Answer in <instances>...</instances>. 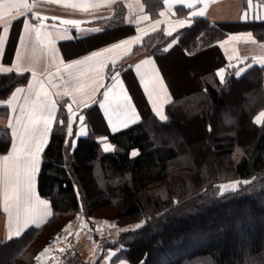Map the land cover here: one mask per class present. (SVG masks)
<instances>
[{
    "label": "trees",
    "instance_id": "trees-1",
    "mask_svg": "<svg viewBox=\"0 0 264 264\" xmlns=\"http://www.w3.org/2000/svg\"><path fill=\"white\" fill-rule=\"evenodd\" d=\"M256 1L264 5V0ZM142 3L152 19L160 16L161 0ZM124 14L125 7L115 3L113 15L100 23H118ZM236 28L234 23L195 17L192 25L171 36L161 28L147 33L117 64L136 53L163 55L175 38L188 53L216 56L217 42ZM243 28L257 41H264V20ZM179 54L191 63V73L202 71L194 64L200 55ZM249 61L226 65L223 83L213 69L202 74L197 91L166 105L165 120L149 115L108 134L106 140L114 149L110 152L103 150L98 134L92 131L73 144V137L67 136L66 111L60 106L37 180L39 194L50 202L51 216L39 227L0 241V264H33L39 251L79 210L89 222L92 218L115 219L121 224L130 217L143 219L139 227L122 229L112 240L102 242L117 250L111 264L120 259L129 264H264V122L255 119L264 109V64H251L235 75ZM27 78V73L0 71V100ZM0 114L8 116L7 107L0 106ZM183 116L191 124L184 130L191 146L202 136L213 139L206 145L205 173L199 161L206 154L193 151L181 133L171 135ZM9 142V128L0 124V151ZM204 178L197 189L179 187ZM224 178H237V185L221 191L218 182ZM188 249L192 251L185 253ZM166 251L173 255L164 256Z\"/></svg>",
    "mask_w": 264,
    "mask_h": 264
},
{
    "label": "crops",
    "instance_id": "crops-1",
    "mask_svg": "<svg viewBox=\"0 0 264 264\" xmlns=\"http://www.w3.org/2000/svg\"><path fill=\"white\" fill-rule=\"evenodd\" d=\"M9 2L10 0H3L4 6L0 7V11L4 12L5 18L11 21L12 15H18L19 13L14 12L12 14H8ZM142 2L143 0H114V2L113 0H57V2H53V0H28V7L21 9V11L24 12V15L21 16L19 20H16L12 23L10 33L3 32L4 25L2 22H0V35L8 36V39L5 41V43L0 45V53H2V56H0V67L8 68L11 67L13 63H21V61L17 60V55H19L20 57L25 58L26 62L23 63V66L30 69V71L27 72L28 78L25 84L16 86L9 93V95L6 96L5 99H1L0 102H5L10 99L12 93L17 87L25 89V92L18 94L19 96L23 97L27 94L29 81L35 83L31 76V70L36 71L38 76H40L41 73L46 76L48 72L55 73L57 68H59L62 70V74L64 75L65 79H67L68 75L67 70H65V65L71 63V61L75 59H81L85 55H90L92 51H98L101 48H110L113 44L120 43L121 40H129L133 36L140 37L139 41L136 43L125 46L130 54L134 46L139 45L142 38L147 33L161 28L166 34L168 31L172 30L169 28L170 24L175 25L177 21H183L187 27L193 24L195 17H203L210 23L227 22L234 23V25L238 26V28H236L237 31L226 35L223 39L219 40L217 45L214 47L216 55L215 62H217L216 66H213L211 69L215 70L216 68V74L220 68L225 69L226 65H238L247 60H251L246 63L248 67L251 64H264L258 62L261 58H264V41H257L249 30H245L243 28V26L249 22L264 20V5L262 3H259L256 0H251V5L249 6L248 0H161L162 12H164V15H160L158 18L152 19L146 12ZM115 3H121L122 6L125 7L124 17L118 23L110 24L108 26L102 25L100 23L101 21L107 20L113 15ZM198 12H203L204 15H195V13ZM37 13H39V19L37 18ZM145 15L149 17L148 20L141 19V17ZM43 17H49V19L43 20L44 26L41 27ZM51 17H59V20H52L50 19ZM66 19H76L82 21L83 23L80 25L82 29L100 28L101 31L78 32L72 25L62 23V21ZM25 20L29 22L30 27L28 30L24 31V39L23 41H20L19 36ZM157 20L161 21V23L158 25L155 24V21ZM33 25L35 26L34 29L32 28ZM179 29L181 28L176 27L175 31L172 33ZM36 30H38L40 33V40H37L36 38ZM229 36H235L236 39L229 40V43L223 48L219 47V43L221 41L227 40ZM68 37H71V39H68ZM176 40L177 39L175 38L167 45V48H169V45L173 44V41H175L174 45L168 49L167 53L163 55L151 56L145 55L144 53H136L127 61L116 65V67L121 70V80L123 82L122 87L129 95L133 106L137 110V113L140 117L139 121L149 115H155L157 118H159V116L147 98V94L143 90V86L139 81V76L135 73V65L145 59L153 60L154 67L157 69L165 84L167 102L161 107V112L163 115H165L166 105L171 100L177 98V95L172 83L170 82V76L166 72V69L163 65L162 57L168 55L171 49V53L175 49H178L179 53L181 51L186 56L197 54L202 55V51L194 54L188 53L185 49H182L179 45H177ZM125 47L114 50L113 52V56L118 59V62L121 61L119 57L124 56ZM53 48L55 50L54 54L51 51ZM234 54L235 56H238L239 59L234 58L229 60V57L233 56ZM127 56H124V58ZM245 57H247V59H245ZM95 62L96 61L94 60L90 63ZM201 69L202 71L199 74L196 73L199 76H201L200 74L202 73L204 74L206 71L205 68L201 67ZM15 73L19 72L17 71ZM111 74V72L110 74L107 73V68L104 69V83L106 85L114 83L110 80ZM56 83L59 84L60 81L57 80ZM149 87L151 86L149 85ZM194 88L195 86L193 85L192 89ZM48 90L52 95V99L57 103L55 119L60 106H62L66 111L67 121V104L73 103L74 99H84L80 97L79 94H75L74 96L70 97L57 96L56 93L62 92V88L50 87ZM105 90L106 89L102 88L96 94L97 101L103 99L102 93ZM182 90L185 92L188 89ZM116 91L119 92V89H116ZM88 103L90 107H81L76 109L79 115H83L85 117V120L81 122L77 119L74 122V134L72 138L73 144L78 137L85 136L90 131L98 134V139L101 141L102 147L105 143L110 144L106 138L108 134L113 133V131H111L112 124L108 122V117L104 115V111L99 108L98 104H92L91 101ZM0 106L7 107L8 109V116L0 114V124L8 126L9 123H11L13 128L17 127L16 117L19 114V109L17 108V111L13 112L12 108L9 107L7 103H0ZM73 107L74 109L76 107L74 103ZM8 128L10 133V142L7 149L0 151V156L7 154L11 150V145L13 142V128H10L9 126ZM116 128L118 131L124 127L117 124ZM81 129H83L82 135L79 134ZM38 175L36 179V192L41 199H45L39 194L37 190ZM48 213L49 215L45 216L42 221H37L40 226L44 224L51 216V206L49 201ZM77 222H80L83 226H85V224L78 218V215H76L75 218L71 220L72 224L79 226ZM71 223L69 222L68 225H65L61 232L55 234L54 239L41 251H39L33 264H54L58 260V257L65 246V229ZM102 223L103 224H101L100 228L104 229V233L91 236L92 245L86 252V260L88 264H111V261L117 252L116 249L105 247L102 243L103 240L109 239L107 237L108 232L111 234L115 233L116 236L119 231H121L117 221L113 219ZM96 226L97 225L94 224V227ZM29 227H36V225L30 224ZM15 229L16 225L14 220L10 223L9 214L3 210V200L2 196H0V241L9 239L10 231L14 232ZM26 229H24L21 234ZM14 236L15 235H12V237ZM105 241L107 242L108 240ZM45 248L48 249V253L44 256H40V253H42ZM37 257H39V259H37ZM122 261L124 264H129V262H127L125 259H120L115 264H121Z\"/></svg>",
    "mask_w": 264,
    "mask_h": 264
},
{
    "label": "snow or ice",
    "instance_id": "snow-or-ice-1",
    "mask_svg": "<svg viewBox=\"0 0 264 264\" xmlns=\"http://www.w3.org/2000/svg\"><path fill=\"white\" fill-rule=\"evenodd\" d=\"M57 2V0H53ZM114 2V0H113ZM249 6L251 0H248ZM3 0H0V7H3ZM191 6V5H189ZM28 7V0H10L8 4V14L19 13L18 15H12V20L9 21L5 18V13L0 11V22L3 23V32L10 33L12 23L19 20L24 12L21 11L23 8ZM86 10V9H85ZM39 19V13L36 14ZM161 16L164 12L160 13ZM195 15L203 16V12L195 13ZM49 17H43L41 27H43V20H47ZM52 20H59V17H51ZM143 20H148L147 15L141 17ZM62 23L72 25L78 32H99L100 28L82 29L80 25L83 23L76 19H66ZM161 21H155V24H160ZM29 22L24 21L19 40L23 41L24 31L29 29ZM176 27H185V22L177 21L175 25L170 24L166 34L172 35ZM34 29L35 26L33 25ZM250 35V34H249ZM36 38L40 40V33L36 30ZM8 39V36L0 35V45H3ZM71 39V37H68ZM140 37L133 36L129 40H121L118 44H113L110 48H101L98 51H92L90 55H85L81 59H75L71 63L65 65L67 70L68 78L65 79L62 74V70L57 68L55 73L48 72L46 76L41 73L38 76L37 72L31 70V76L33 81H29L27 94L23 97L19 96V93L25 92V89L17 87L12 93L11 98L5 102L9 107L12 108L13 112L19 109V114L16 117L17 127L13 128V125L9 123V127L13 128L12 137L13 142L11 150L0 156V196L3 200V210L9 214L10 223L14 220L16 229L14 232L10 231L9 239L12 235L20 236L21 232L28 228L30 224H35L36 227L40 225L37 223L38 220L42 221L48 213V201L41 199L36 192V179L40 171L41 155L47 144L49 143V134L54 126L55 113L57 109V103L52 99V95L49 92V88H62V92H57L56 95L60 97H70L75 94H79L80 97L84 98L81 100H73V103L67 104L68 117L66 121L67 136L73 137V124L78 119L83 122L85 117L79 115L76 109L81 107H90L89 101L92 104H98L99 108L104 111V115L108 117V122L112 124L111 131H117L116 125L119 124L124 128L135 124L139 121L140 117L137 110L133 106L129 95L122 87L121 70L116 67L118 59L113 56L114 50L121 49L122 47L132 45L139 41ZM236 39L235 36H229L227 40L221 41L219 47L223 48L229 43V40ZM51 43V42H50ZM169 45L171 48L174 45ZM168 48L165 49L167 51ZM54 54V48L51 49ZM129 52L125 47L124 56H127ZM2 56V53H0ZM124 56H120L119 59L123 60ZM239 59L238 56L229 57V60ZM247 59V57H245ZM255 59V58H254ZM17 60L21 63H13L11 67L2 68V72H19L21 75L30 71L28 67H24L23 63L26 62L24 57L17 55ZM95 63H90L92 61ZM258 62L264 63V58H261ZM110 69L111 76L110 80L114 83L106 85L104 83V69ZM245 69L240 68L235 75L239 76ZM135 73L139 76V81L143 86V90L147 94V98L152 104V107L156 110L159 118L165 120L166 117L161 112V107L167 102V94L165 90V84L163 79L160 77L157 69L154 67V62L151 59L142 60L140 63L135 65ZM225 69L220 68L217 75L221 82H224ZM60 83L57 84L56 81ZM149 85L151 87H149ZM106 89L103 91V99L100 101L96 100V94L100 89ZM119 89V92L116 91ZM256 122H264V112L260 113L256 118ZM64 124L65 121H59ZM79 134H83V129L80 130ZM74 147V145H72ZM105 152L113 151L111 144L105 143L103 145ZM132 155L135 156L137 153L134 151ZM222 189L227 190L228 186L221 185ZM224 194V193H222ZM139 227V225H137ZM48 253V249L45 248L40 256H44ZM114 255V253H113ZM39 259V257H37ZM121 264H124L122 261Z\"/></svg>",
    "mask_w": 264,
    "mask_h": 264
},
{
    "label": "rangeland",
    "instance_id": "rangeland-1",
    "mask_svg": "<svg viewBox=\"0 0 264 264\" xmlns=\"http://www.w3.org/2000/svg\"><path fill=\"white\" fill-rule=\"evenodd\" d=\"M258 13H259V10H258ZM215 59H216L215 56H212L209 52H207V53H204V54L200 55L199 57H197L194 64H196L198 66L200 65L202 68H205L206 71L204 73H207V72L211 71V68H213V66H216L217 61L215 62ZM162 62H163V65L166 69V72L170 76V82L172 83V86L174 87V90L176 92L177 97H181L182 95L187 94L189 92L197 91V89L200 88L199 86H200V82H201V77L199 75H197L196 72L195 73L190 72L191 63L190 64L186 63L185 61H183L181 59V56L179 54L178 49H175L172 53L162 57ZM246 66L247 65H244L243 67L241 66L240 68H245ZM215 70H216V68H215ZM225 72H226V66H225ZM202 74H200V75H202ZM217 78H218V76H217ZM193 85L195 86L194 89H192ZM182 89H188V90L184 92ZM240 97H241V95H240ZM262 112H264V109L261 110L256 115V117ZM218 115L219 114L216 113V115H215L216 119H219ZM190 125L191 124H190L188 117L183 116L182 120L178 121V128H176V125H175L171 129V131H172L171 133H173L171 135H176L177 133H181V135H183V139L185 138L187 143L189 144V146H191V144L188 142V138H187L188 137V134H187L188 130L184 131L185 129H189ZM215 125H216V132H217L218 125L216 123H215ZM201 130H203V125H201ZM185 132H186V134H185ZM250 132L251 131L247 132L249 135V138L251 137ZM193 138H195V137H193ZM250 141L251 140L246 141V142H250ZM207 143H213L212 137H209L208 139H206V137L202 136V139L197 142V145H194L195 144L194 143L193 144L194 146H191V148H194L193 151H200L201 153L203 152L206 154L205 155L206 159L204 161H199V165H200V169H201L202 173H205V170L207 169V165L203 166V163L207 162V158L209 156V154L206 153L207 152L206 151L207 150L206 149ZM194 181L195 182L192 185L190 183L186 184V182H183V184H181L179 187H181V186L186 187V185H187L188 189L189 188H191V190H192V188L197 189L198 187L203 185L202 182H205L206 180L204 178L203 181H202V179L200 181H197V180H194ZM237 182H238L237 178H224V179L220 180L218 182V184H219V186H221V185L228 186L227 190H229V189H233L237 185ZM220 189H221V191L225 190V189H222L221 187H220ZM110 212L111 211H108V213H110ZM76 215H78V218L85 224V226H83L80 222H77V224L79 226H77L76 224H72L70 222L71 224L65 229L64 243H66L67 234L71 235L72 233H74V238L76 241L82 236L91 237V236L99 235V233L103 234L104 229L100 228L101 224H103L102 222H106L108 220H111V219L104 220V219L92 218V219H89L90 220V222H89L85 219V217L83 216V214L81 213L80 210L77 212ZM138 219H140V218L132 219L130 217V218H126L122 224L117 222L119 225V229L122 230V229H126V228L136 227L137 225L141 224L142 220H143V219H141V220H138ZM94 224L97 226L94 227ZM107 237L109 239H105V240H112L113 238H115V233L111 234L108 232ZM251 237H252L251 239H256L255 235H253V236L251 235ZM105 240H103V241H105ZM207 244H209V243H207ZM189 251H192V250L188 249L187 251H184V252L188 253ZM238 251L240 252L239 249H238ZM83 255L87 258V253H83ZM163 255L164 256L165 255L172 256L173 252L168 253V251H166ZM164 256H161V261L164 259ZM59 262H60V256L58 257V260L54 264H58ZM162 263H160V264H162Z\"/></svg>",
    "mask_w": 264,
    "mask_h": 264
},
{
    "label": "built area",
    "instance_id": "built-area-1",
    "mask_svg": "<svg viewBox=\"0 0 264 264\" xmlns=\"http://www.w3.org/2000/svg\"><path fill=\"white\" fill-rule=\"evenodd\" d=\"M90 246V240L87 237H80L75 241L74 233L67 234L66 243L60 254V262L58 264H87L86 257L83 253Z\"/></svg>",
    "mask_w": 264,
    "mask_h": 264
},
{
    "label": "bare ground",
    "instance_id": "bare-ground-1",
    "mask_svg": "<svg viewBox=\"0 0 264 264\" xmlns=\"http://www.w3.org/2000/svg\"><path fill=\"white\" fill-rule=\"evenodd\" d=\"M79 51H80V50H79ZM171 51H172V49L169 51V53H171ZM169 53H168V54H169ZM177 93H178V92H177Z\"/></svg>",
    "mask_w": 264,
    "mask_h": 264
}]
</instances>
